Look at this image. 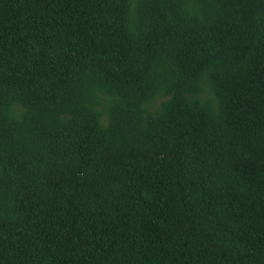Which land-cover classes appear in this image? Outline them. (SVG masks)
I'll return each instance as SVG.
<instances>
[{"label":"trees","instance_id":"16d2710c","mask_svg":"<svg viewBox=\"0 0 264 264\" xmlns=\"http://www.w3.org/2000/svg\"><path fill=\"white\" fill-rule=\"evenodd\" d=\"M0 264H264V0H0Z\"/></svg>","mask_w":264,"mask_h":264}]
</instances>
